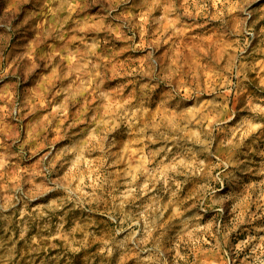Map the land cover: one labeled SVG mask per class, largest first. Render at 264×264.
<instances>
[{
	"label": "clouds",
	"instance_id": "clouds-1",
	"mask_svg": "<svg viewBox=\"0 0 264 264\" xmlns=\"http://www.w3.org/2000/svg\"><path fill=\"white\" fill-rule=\"evenodd\" d=\"M0 85V264H264V0H0Z\"/></svg>",
	"mask_w": 264,
	"mask_h": 264
},
{
	"label": "rangeland",
	"instance_id": "rangeland-1",
	"mask_svg": "<svg viewBox=\"0 0 264 264\" xmlns=\"http://www.w3.org/2000/svg\"><path fill=\"white\" fill-rule=\"evenodd\" d=\"M47 73H45V75H46ZM6 83H8V82H6ZM117 86V81H113V88H115ZM3 88V86L2 85H0V89H2ZM0 97H2V92H0ZM44 103L46 104L47 103V101H44ZM64 103V101L63 100H60L58 103H53V104H51V106H50V110H51V113H55L56 112V110H57V108H59L62 104ZM66 111H70L69 109H66ZM49 111H43V112H41L40 113V115L39 116H37L36 117V119L33 121L34 123L35 122H38V121H40L42 118H44V117H48L49 116ZM59 123H61V124H63L64 123V121L63 120H61V121H59ZM133 151H135V149L133 148Z\"/></svg>",
	"mask_w": 264,
	"mask_h": 264
}]
</instances>
